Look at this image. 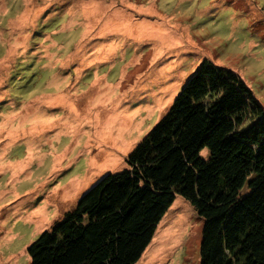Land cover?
I'll use <instances>...</instances> for the list:
<instances>
[{"label":"rangeland","instance_id":"1","mask_svg":"<svg viewBox=\"0 0 264 264\" xmlns=\"http://www.w3.org/2000/svg\"><path fill=\"white\" fill-rule=\"evenodd\" d=\"M98 1L0 0V264H28L32 240L128 166L204 60L264 107V0ZM203 220L177 195L135 264H200Z\"/></svg>","mask_w":264,"mask_h":264},{"label":"trees","instance_id":"2","mask_svg":"<svg viewBox=\"0 0 264 264\" xmlns=\"http://www.w3.org/2000/svg\"><path fill=\"white\" fill-rule=\"evenodd\" d=\"M127 163L27 245L28 264H135L177 195L204 219L200 264H264V107L235 71L204 60Z\"/></svg>","mask_w":264,"mask_h":264}]
</instances>
